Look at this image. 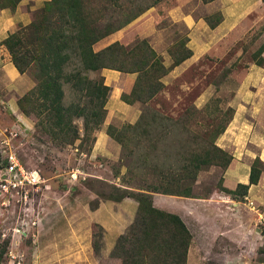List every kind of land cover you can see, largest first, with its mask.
I'll use <instances>...</instances> for the list:
<instances>
[{"label": "rangeland", "instance_id": "rangeland-1", "mask_svg": "<svg viewBox=\"0 0 264 264\" xmlns=\"http://www.w3.org/2000/svg\"><path fill=\"white\" fill-rule=\"evenodd\" d=\"M152 1L130 0V9L125 10L114 3L110 5L113 18L104 9L108 0H90V4L102 22L111 17L117 25L118 20L139 13ZM216 12H221V22L210 28L205 18ZM189 16L195 24L189 20L191 25L188 26L184 17ZM180 17L183 21H179ZM263 26L264 0H160L149 6L121 29L94 44V48L99 50L115 40L131 47L140 39H147L162 57L164 65L169 67V72L162 78L164 88L147 104L130 106L120 99V95L129 91L134 77L122 72L105 71L106 75L102 70L87 72L91 78L103 75L111 90L104 121L83 145H80L81 138L72 145L55 144L35 128L31 118L1 108L0 242L9 240L2 264L57 261L61 257L56 255L62 252L54 249L53 240L58 245L73 242L62 246L69 249L76 244L75 235L83 240H79L81 244L76 245L75 251L62 253L63 259H73L80 254L81 264L85 258L106 264L110 253L101 251L104 229L98 223L92 227V212L102 201L113 202L108 213H117L118 222L124 224L119 229L127 232L136 217V201L131 197L123 198L124 201L105 197L110 192L113 195L119 193L118 187L129 185L135 189L138 183L149 179L141 159L147 151H152L147 137L140 136L139 145L138 140L129 139L122 145L107 134V127L113 125L119 130L122 125L137 123L141 114L152 111L173 119L177 124L169 128L176 127L173 135L175 132L186 137L199 134L217 123L227 126L234 115L240 86L252 84L253 94L264 101V66H257L251 56L263 40ZM181 41L192 49L193 55L182 65L170 68L169 51ZM25 77L28 91L36 83L33 70H27ZM63 88L65 103L75 100L69 85L64 84ZM74 122L82 136V119L77 118ZM164 122L168 123L167 120ZM164 148V143L160 142L157 152L162 161L167 160ZM9 152L15 154L25 172L38 173L37 185L23 180L17 187L7 184L8 191H4L2 185L6 183L3 180L14 178L8 171ZM169 160L167 164L177 163L173 153ZM223 171L213 165L200 171L193 187L196 198L153 194V203L184 215V222L192 234L187 264H223L230 255L241 258L240 263L231 264H264V226L256 223V211L264 208V197L256 201L247 195L250 202L245 198L237 201L232 196L222 198L227 194L220 191ZM127 216L132 219L125 227L122 218ZM242 228L243 231H239ZM89 230L91 237L86 243ZM93 240L98 248L93 247ZM79 256L76 259L79 260Z\"/></svg>", "mask_w": 264, "mask_h": 264}, {"label": "trees", "instance_id": "trees-1", "mask_svg": "<svg viewBox=\"0 0 264 264\" xmlns=\"http://www.w3.org/2000/svg\"><path fill=\"white\" fill-rule=\"evenodd\" d=\"M19 1L0 0V6L14 8ZM108 1L104 9L109 16L112 14V18L110 5L116 3L121 10L130 9V0ZM159 1L153 0L149 6ZM149 6L141 8L139 13ZM95 10L90 0H47L32 16L30 23L18 24L11 34L0 41L2 61L12 62L21 74L33 70L36 79L35 85L16 99L19 113L31 118L35 128L58 145H72L79 138L80 145H83L105 119L111 87L105 84L103 75L91 78L87 72L112 69L135 74L129 91L120 95V99L129 105L147 104L164 88L162 78L169 72L162 57L145 38L131 47L115 40L95 50L94 44L121 29L139 14L118 20L116 25L111 17L102 22ZM220 13L206 16L205 21L210 28L221 22ZM262 29L263 40L251 55L257 66H264V26ZM169 56L170 68H174L191 57L192 50L183 41L177 42L174 49H170ZM64 84H68L75 94V100L69 103L64 101ZM77 118L82 119V136L74 122ZM175 125L171 117L152 111L141 114L137 123L122 125L119 130L113 125L107 127V134L122 145L127 139L135 141L140 136L147 137L152 151H147L141 159L149 179L138 183L135 189L127 185L116 188L119 191L116 195L111 192L106 194L107 200L120 201L131 197L137 203L133 223L126 233L117 237L106 264H187L192 241L190 230L177 213L155 206L152 195L196 198L193 187L200 171L212 165L225 170L233 156L216 144L225 125L217 123L212 129L206 127L201 133L187 137L181 132L173 135L176 127L169 128ZM133 132L136 135L133 136ZM160 142L165 145L166 161H162L157 152ZM171 153L177 158L176 164H167ZM263 172L264 162L256 157L250 165L248 183H237L233 189L221 185L220 191L237 201L242 200L247 196L250 185L259 182ZM96 226L93 223L92 227ZM92 244L97 247L95 240ZM8 245L9 240L0 242V264L4 261Z\"/></svg>", "mask_w": 264, "mask_h": 264}, {"label": "crops", "instance_id": "crops-1", "mask_svg": "<svg viewBox=\"0 0 264 264\" xmlns=\"http://www.w3.org/2000/svg\"><path fill=\"white\" fill-rule=\"evenodd\" d=\"M45 1L47 0H20L14 8L0 6V41L11 34L16 29L18 24L27 25L30 23L32 16L43 6ZM182 19L183 17H180L179 21H183ZM189 20L195 24V22L192 21L191 16L184 17V21L188 26L191 25ZM180 65H182V63ZM105 71L113 73L119 72L112 69H102V74L106 75ZM126 74L128 76L130 75L131 78L135 77V74ZM251 87L254 88L252 84L249 86L244 85L239 87L240 90L236 93V98H238V100L235 102L237 105L235 107L234 115L232 116L223 133L216 140V144L219 147L228 151L233 156L230 165L223 171L222 175V185L231 189H233L237 183H248V171L250 170V165L256 157L264 162V101L262 97H258L257 95L253 94V90L250 89ZM28 88L29 86L26 81L25 73H19L12 62L4 63L0 57V109H12V114L14 113L15 115H19L20 113L18 111L16 99L18 96L27 91ZM247 195L256 201H258V198L262 199L264 197V172L261 174L259 182L256 185H250ZM229 196L230 195L223 194L221 197L227 199ZM125 198L127 199V197ZM134 202L135 201L132 203ZM110 203L113 202L102 201L98 207L93 210V217L90 219V222L98 223L104 229V243L101 246V251L103 254L110 253L113 246L115 245L117 237L124 231L122 228L119 229L123 223L118 222L120 220L118 214L108 213V210L111 206ZM131 206L133 207V204H131ZM167 211L177 213L174 210L168 209ZM261 211H264V208L261 209ZM177 214L184 221V215L179 213ZM190 214L193 215V212L191 211ZM131 219V216L122 218V220H124L125 227L129 225ZM239 231H243V228L239 229ZM90 237L91 234L89 230L87 236L85 237L86 243L87 240H90ZM79 240L83 239L75 235L76 244H74V247L69 249L62 246L73 244V242L66 241L58 245V243L53 240L52 243L54 249H59L62 253L68 254L69 250L75 251V248H78V246L81 244ZM62 253L56 255V257H61L62 259L60 258L57 261H52L49 264H70L72 261H74L73 264H81L79 256L80 254L75 256L73 259H63L65 256H61ZM78 256L79 260L76 259ZM52 258L55 257L53 256ZM84 260L85 261H83L82 264H99L98 262L94 260L90 261L87 258ZM223 262V264H231L236 262L240 263L241 258L240 256L238 257L235 255H230L227 257V260Z\"/></svg>", "mask_w": 264, "mask_h": 264}, {"label": "built area", "instance_id": "built-area-1", "mask_svg": "<svg viewBox=\"0 0 264 264\" xmlns=\"http://www.w3.org/2000/svg\"><path fill=\"white\" fill-rule=\"evenodd\" d=\"M7 159H8L7 160L8 171L14 174V178L13 180H8V179L3 180L6 183L2 185V188L4 189L5 192L8 191L7 184L11 185L12 187H17V185L21 184L23 180H26L28 183H31L33 186L38 184L37 183L38 173L35 171L31 173L25 172V170L23 169V166L20 164L19 160L17 159V157L15 156L13 152H9V154H7ZM72 177L73 179L76 178L75 173L72 174ZM244 198L246 201L250 202L247 196H245ZM256 213H257L256 223L262 224L264 226V211L257 210Z\"/></svg>", "mask_w": 264, "mask_h": 264}]
</instances>
